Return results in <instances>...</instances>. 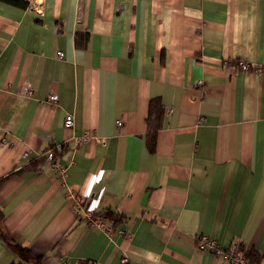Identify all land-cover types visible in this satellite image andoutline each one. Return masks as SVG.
I'll return each mask as SVG.
<instances>
[{
	"label": "crops",
	"instance_id": "crops-1",
	"mask_svg": "<svg viewBox=\"0 0 264 264\" xmlns=\"http://www.w3.org/2000/svg\"><path fill=\"white\" fill-rule=\"evenodd\" d=\"M21 1L0 0L8 236L43 264H231L198 250L202 235L264 264V0ZM237 60L251 71L224 68ZM90 134L105 145H76ZM52 148L66 184L43 157ZM87 203L121 215L113 236L83 221ZM16 260L0 238V264Z\"/></svg>",
	"mask_w": 264,
	"mask_h": 264
},
{
	"label": "built area",
	"instance_id": "built-area-1",
	"mask_svg": "<svg viewBox=\"0 0 264 264\" xmlns=\"http://www.w3.org/2000/svg\"><path fill=\"white\" fill-rule=\"evenodd\" d=\"M60 57H63V53H59ZM243 63V62H240ZM235 67V65H234ZM243 69H247L246 66L242 67ZM25 92L29 96H33V90L31 88H26ZM48 102L51 104H57L58 103V97L56 95H50L48 97ZM118 127L122 125L121 121L117 122ZM65 129L67 130H73L74 129V118L71 115H68L65 119V124H64ZM94 140H98V138L92 136ZM91 135L84 136L82 138H74L76 145H81L84 142L90 141L92 139ZM102 143L104 144L105 141L102 140ZM50 152V151H49ZM47 153V161L50 163L51 169L54 172H57L55 174L57 177H59L62 181H66L68 178V167L67 166H62L60 163L57 161L53 153ZM27 156V154L25 155ZM59 160V159H58ZM84 207V214H85V221H88V224L92 223V227L98 228L99 230L103 232H107L110 234L113 231V226L112 224L106 219V222L103 223V221L100 218H97L96 220H91L94 216V210L91 208L90 203H87V205L82 206ZM92 214V216L89 218L88 215ZM122 233V232H121ZM199 248L202 251H208L213 253L216 256L222 257L225 262L231 263V264H250L246 259H244L238 252L234 251L233 249H224L221 247L219 242L216 239H209L208 237L202 235L199 238ZM123 263H125V260H123Z\"/></svg>",
	"mask_w": 264,
	"mask_h": 264
},
{
	"label": "trees",
	"instance_id": "trees-1",
	"mask_svg": "<svg viewBox=\"0 0 264 264\" xmlns=\"http://www.w3.org/2000/svg\"><path fill=\"white\" fill-rule=\"evenodd\" d=\"M1 1H4L11 5H18L23 8L27 7L28 5L27 2H23L21 0H1ZM155 103L157 102L152 101L150 106V115H149V127H150L151 137L149 138L148 143L151 148H153L155 143V136L159 131V129L161 128V120L163 117V107H161L160 110H158L157 109L158 107L156 108ZM55 149L52 148V150ZM3 184H4V180H0V192ZM120 216L121 215L116 213H109L105 215V218L110 220L113 224V227H115L116 222L120 221L121 219ZM2 218H3V214L0 213V238L4 241L6 246L9 247L17 256V260L13 262V264H43L42 256L37 255L31 248L19 244L17 241H15L10 236H8V234L5 232L1 224ZM230 249H233L234 251L238 252V254H240L244 259H246L250 264H259V259L261 258V256L252 247H246L243 245L234 244L233 246L230 247Z\"/></svg>",
	"mask_w": 264,
	"mask_h": 264
},
{
	"label": "rangeland",
	"instance_id": "rangeland-1",
	"mask_svg": "<svg viewBox=\"0 0 264 264\" xmlns=\"http://www.w3.org/2000/svg\"><path fill=\"white\" fill-rule=\"evenodd\" d=\"M60 57V56H59ZM60 58H63V57H60ZM240 62H243V63H240ZM234 65H235V67H234ZM223 66H224V68H229V67H231V66H233L234 67V69H236L239 73H245V72H249V71H251V69H252V67L247 63V62H245V61H242V60H237V61H234V62H232V61H225L224 62V64H223ZM243 66H246V68L247 69H243L242 67ZM254 69V72H256V73H259V74H262V73H264V67H257V68H253ZM24 94H25V96H27V97H32V96H29V95H27L26 94V92H24ZM57 96V95H56ZM58 97V96H57ZM48 101V100H47ZM58 102H59V98H58ZM51 104V103H50ZM58 104V103H57ZM57 104H55V105H57ZM52 105H54V104H52ZM64 124H65V121H64ZM65 128V127H64ZM67 130V129H66ZM69 131H71V130H69ZM91 135V137L92 136H94V135H92V134H90ZM89 135V136H90ZM94 137H96V138H98V140L96 141V140H94L93 139V137H92V139H90V141L92 140V141H95V142H97V143H99V144H101V145H105V143H106V141L103 139V138H99V137H97V136H94ZM102 140H104L105 141V143L103 144L102 143ZM2 143L3 144H5L6 143V140L5 139H3L2 140ZM56 148V147H55ZM50 151V152H49ZM53 153L54 154V156H55V158L57 159V161L60 163V165H62V166H65L61 161H60V159H59V157L57 156V154H56V152H55V150H48L44 155H43V157L46 159V161H47V153ZM27 154V156H25ZM22 158L23 159H25V160H29V158H30V154L28 153V152H25L23 155H22ZM59 159V160H58ZM48 162V161H47ZM49 163V162H48ZM49 166H50V163H49ZM50 168H51V166H50ZM52 170V169H51ZM53 172V171H52ZM54 173V172H53ZM68 173H69V168H68ZM55 174H57V172H55ZM68 177H69V174H68ZM58 180L62 183V184H66L67 183V180H68V178L66 179V181H62L59 177H58ZM86 202H89V201H86ZM87 205V204H86ZM90 206H92L91 204H90ZM81 216L83 217V221L89 226V227H91V228H93V229H95V230H99L98 228H95V227H92L91 225H92V223L91 224H88V221H85L84 220V218H85V214H84V207H81ZM92 216V214H89L88 215V217L90 218ZM94 216L95 217H93L91 220H96L97 218H100L102 221H103V223H105L106 222V219L107 218H105V216L103 215V213H98V212H94ZM108 220V219H107ZM111 224H112V222L110 221V220H108ZM112 226H113V224H112ZM101 231V230H100ZM115 231H116V229L113 227V231L110 233V234H108L107 232H105L108 236H113L114 235V233H115ZM103 232V231H102ZM120 234L122 235V236H124L127 240H129L130 239V235H125L124 233H121L120 232ZM204 236H206V235H204ZM206 237H208L209 239H211L212 237H210V236H206ZM212 239H215V238H212ZM199 245H200V243H199V241H197V248H198V250H200V251H202L200 248H199ZM228 249V248H227ZM213 254V253H212ZM225 261V260H224ZM91 264H93V263H91Z\"/></svg>",
	"mask_w": 264,
	"mask_h": 264
}]
</instances>
